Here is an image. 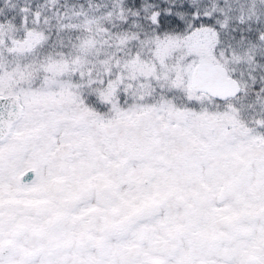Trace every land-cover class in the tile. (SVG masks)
<instances>
[{"label": "snow or ice", "instance_id": "snow-or-ice-1", "mask_svg": "<svg viewBox=\"0 0 264 264\" xmlns=\"http://www.w3.org/2000/svg\"><path fill=\"white\" fill-rule=\"evenodd\" d=\"M0 264H264V0H0Z\"/></svg>", "mask_w": 264, "mask_h": 264}]
</instances>
